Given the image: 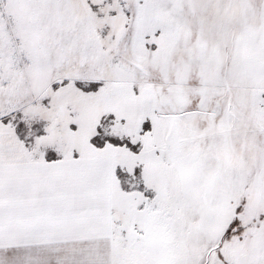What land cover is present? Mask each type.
<instances>
[{
	"label": "snow or ice",
	"instance_id": "snow-or-ice-1",
	"mask_svg": "<svg viewBox=\"0 0 264 264\" xmlns=\"http://www.w3.org/2000/svg\"><path fill=\"white\" fill-rule=\"evenodd\" d=\"M0 264H264V0H0Z\"/></svg>",
	"mask_w": 264,
	"mask_h": 264
}]
</instances>
